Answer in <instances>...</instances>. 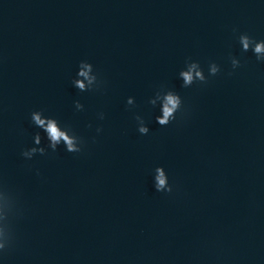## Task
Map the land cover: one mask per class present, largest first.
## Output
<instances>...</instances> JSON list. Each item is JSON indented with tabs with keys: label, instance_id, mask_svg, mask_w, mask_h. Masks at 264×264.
Masks as SVG:
<instances>
[{
	"label": "water",
	"instance_id": "water-1",
	"mask_svg": "<svg viewBox=\"0 0 264 264\" xmlns=\"http://www.w3.org/2000/svg\"><path fill=\"white\" fill-rule=\"evenodd\" d=\"M241 33L264 40V0H0V177L28 208L0 264H264V63ZM231 56L243 66L229 76ZM188 58L221 74L184 88ZM81 61L100 91L73 86ZM161 89L186 122H156ZM33 111L84 153L25 160L44 136ZM161 166L177 196L155 190Z\"/></svg>",
	"mask_w": 264,
	"mask_h": 264
},
{
	"label": "clouds",
	"instance_id": "clouds-1",
	"mask_svg": "<svg viewBox=\"0 0 264 264\" xmlns=\"http://www.w3.org/2000/svg\"><path fill=\"white\" fill-rule=\"evenodd\" d=\"M233 31L238 30L234 29ZM238 42L242 53L251 51L258 62L264 63V40L257 41L247 33H241L238 36ZM230 61L232 72L228 73L229 76L233 75L235 70L243 66L241 60L235 56H231ZM221 71V66L212 62L209 64L208 75L206 76L199 62L188 58L185 70L179 73V77L183 82L182 87L191 88L197 84L207 85L209 78L220 75ZM72 83L80 92H97L101 90L104 84L95 73L94 66L87 61L80 62L77 77ZM149 103L153 107L159 104L161 115L156 117V122L161 127H167L173 123L186 122L188 118V112L184 107L183 99L175 91L161 89ZM127 104L135 106L134 98H129ZM75 108L77 111H83L84 105L76 101ZM99 118L103 120L105 118L104 114L100 113ZM135 119L138 123V132L141 135L147 136L150 133V129L146 126L144 119L139 115ZM31 121L34 126L42 130L44 136L42 137L39 132L35 134L33 137L34 146L21 153L25 160H32L37 155L49 156L51 153H56L61 146H63L66 152L74 155L84 153L87 146L86 141L77 135L70 126L65 125L61 127L57 119L46 117L42 111H33L31 113ZM102 131V128L97 129L98 133ZM45 138L48 141L46 147L42 146ZM36 175H40L38 170ZM153 186L157 192L167 197L177 196L180 192L179 185L170 182L169 175L162 166L154 170ZM27 212L28 208L25 206L22 194L0 177V260H6L18 249L20 236L17 226L20 221L26 218Z\"/></svg>",
	"mask_w": 264,
	"mask_h": 264
}]
</instances>
